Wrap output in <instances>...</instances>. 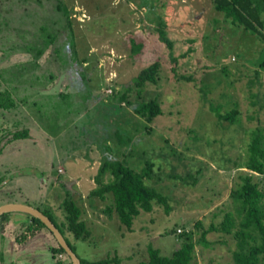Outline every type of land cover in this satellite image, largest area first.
Wrapping results in <instances>:
<instances>
[{
  "label": "rangeland",
  "instance_id": "obj_1",
  "mask_svg": "<svg viewBox=\"0 0 264 264\" xmlns=\"http://www.w3.org/2000/svg\"><path fill=\"white\" fill-rule=\"evenodd\" d=\"M58 3L67 9L58 12ZM65 14L73 34L63 29ZM263 61L260 38L233 27L209 0H0V104L10 96L24 102L0 108V140L17 128L29 130L27 139L4 142L0 206L47 210L61 225L69 190L90 231L83 241L65 233L79 258L117 256L120 264H139L147 261L149 247L171 256L184 240L175 231L189 232L195 241L225 212L237 216L230 192L242 174L255 176L264 193L263 176L238 169L255 131L264 133ZM154 62L161 66L157 84L126 95L131 103H160L162 113L148 124L117 95ZM212 109H236L238 118L220 121ZM115 131L131 142L120 144ZM106 145L136 171L145 160L155 164L159 177L149 184L168 197V214L155 205L129 231L116 214L103 213L111 200L89 193L96 187L99 147ZM22 219L25 228L17 225ZM9 220L10 238L25 232L27 239L10 241L14 252L3 253L4 264L59 260L50 251L57 245L49 231L22 213ZM34 232L40 234L33 238ZM30 240L38 244L26 248ZM206 240L210 245H197L190 264H233L230 236L209 233Z\"/></svg>",
  "mask_w": 264,
  "mask_h": 264
},
{
  "label": "trees",
  "instance_id": "obj_2",
  "mask_svg": "<svg viewBox=\"0 0 264 264\" xmlns=\"http://www.w3.org/2000/svg\"><path fill=\"white\" fill-rule=\"evenodd\" d=\"M209 1L217 12L224 14L225 20L230 21L233 27L242 28L253 35H257L264 43V0ZM56 7L58 12H60L62 8L67 9L62 3H58ZM69 17V15H64L66 24L63 23V29L65 32L68 29L70 33L73 34L71 29L72 19ZM158 17L161 19L160 16ZM157 25L160 30L162 29V33H164V23L160 20L159 23L157 22ZM163 40L165 41L164 38ZM53 43L52 41L49 44ZM261 66L264 67V61L261 63ZM160 67L158 62H154L142 69L133 79L132 86L123 88L117 95L119 97L118 100L126 101L127 105L132 108L134 114L142 118L148 124H151L154 119L162 113L160 103L156 99L131 103L127 100L126 95L133 87L139 91H144L147 84H157ZM224 71L226 72L225 67ZM179 79L188 82L192 81L191 77L185 76H181ZM7 102L6 105L0 104V108L11 110L14 109L15 106L17 107V102L22 103L23 101L10 96ZM212 111L215 112L220 121H225L230 124H233L238 118V111L236 109L230 110L225 114H221L220 111H214V109H212ZM147 131L151 132L150 127H147ZM255 132L257 134L255 133V136L248 146V157L243 164L244 166H239L238 169L244 168L253 174L264 177V133L261 132L260 129ZM28 135L29 130H20V128H17L10 135H6L4 139L0 140V156L5 148L6 142L11 143L17 140H24L28 138ZM113 135L117 137L120 144L131 142L130 138L122 137L117 131H115ZM99 150L101 155L100 164L93 179L96 187L90 191L89 195L90 197L99 198L103 201L108 198L111 200V203L103 210L105 215L111 217L113 214H116L120 223L130 231L135 218L138 217L141 212L150 213L155 205L163 207L167 214L170 212L171 207L168 197L157 191L153 185L149 184V182L158 180L159 177L158 171L156 172L155 170V164L152 161L145 160L143 162V167L139 171H136L127 165L124 159H118L112 156L111 149L107 145L105 147H99ZM187 176L186 179L189 177ZM172 177L177 178L178 176L173 175ZM240 179L241 184L230 192V197L238 205L236 208L237 216L232 212H225L223 220L219 225H210L209 228L202 231L201 237L195 241L192 239L189 232H183L179 229L178 234L176 231L175 234L180 238H184V240L171 256H163L159 249L149 247L147 250V261L140 262L139 264H190L197 245L203 247L210 245L206 240V236L209 233H222L230 236L235 241L236 249L232 252L233 264H263L264 193L259 188V182L255 180V176L252 174H242ZM61 206L65 212V221L62 222L61 225H58L54 219H52L47 210L37 209L50 218L64 236L69 247L75 252L72 245L65 237V233L75 240L83 241L90 237V231L85 221L82 219L83 212L81 208L76 204L69 190H66V195ZM10 214L11 213L0 216V234H6L7 236L9 235V237L13 235V232H7L6 230L7 226H11L9 222ZM23 215L31 219V222H36L39 226L49 231L38 219L28 214ZM196 226L198 228L202 227L200 223H197ZM49 233L51 234L50 231ZM17 235L16 233V236ZM56 245L57 246L50 248V251L54 259L58 256L59 260L52 264H64V257H60V255H66V253L57 242ZM67 259V264H71V260L68 256ZM79 259L80 264L121 263V259L117 256L108 257L97 262Z\"/></svg>",
  "mask_w": 264,
  "mask_h": 264
},
{
  "label": "water",
  "instance_id": "obj_3",
  "mask_svg": "<svg viewBox=\"0 0 264 264\" xmlns=\"http://www.w3.org/2000/svg\"><path fill=\"white\" fill-rule=\"evenodd\" d=\"M8 213H23L28 214L35 219H38L51 232L58 245L63 248L66 255L70 258L71 264H80L79 257L69 247L64 236L53 224L50 218L43 214L40 210L33 206L22 203H8L1 205L0 216Z\"/></svg>",
  "mask_w": 264,
  "mask_h": 264
},
{
  "label": "crops",
  "instance_id": "obj_4",
  "mask_svg": "<svg viewBox=\"0 0 264 264\" xmlns=\"http://www.w3.org/2000/svg\"><path fill=\"white\" fill-rule=\"evenodd\" d=\"M96 174V173H95ZM18 221V220H17ZM10 224H11V226L12 225H14V224H12V222H10ZM26 220H23L22 219V221L20 222V223H17V225H24V226H26ZM21 226V227H22ZM25 228V227H24ZM29 229V228H28ZM25 232H23V233H21L20 235H18V237L16 238V240H14L15 239V237H14V244L15 243H17V244H20V242L22 243L23 241H24V239H27L26 238V235L25 236H23L22 234H24ZM40 233L38 232H34V234H33V238H35L37 235H39ZM28 235H30V234H28ZM31 235H32V233H31ZM12 240V237L10 238L9 237V235L7 236L6 234H4V235H1L0 234V264H4V262H3V253L5 254L7 251L8 252H10V250L12 251V252H14V247H15V245L12 243V242H10ZM12 240V241H13ZM33 240H35V239H33ZM31 241V247H30V245H27L26 246V248H32V247H34L36 244H38L37 242H36V244L33 242V244H32V240H30ZM29 241V242H30ZM23 244V243H22ZM24 245H25V243H24ZM22 249V248H21ZM23 251L22 250H20V251H18V254L19 253H22Z\"/></svg>",
  "mask_w": 264,
  "mask_h": 264
},
{
  "label": "built area",
  "instance_id": "obj_5",
  "mask_svg": "<svg viewBox=\"0 0 264 264\" xmlns=\"http://www.w3.org/2000/svg\"><path fill=\"white\" fill-rule=\"evenodd\" d=\"M60 257H63V255H60Z\"/></svg>",
  "mask_w": 264,
  "mask_h": 264
}]
</instances>
